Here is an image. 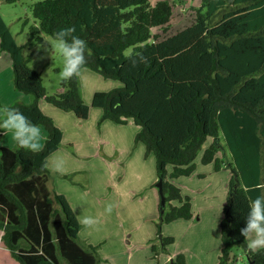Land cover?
Masks as SVG:
<instances>
[{"label":"trees","instance_id":"16d2710c","mask_svg":"<svg viewBox=\"0 0 264 264\" xmlns=\"http://www.w3.org/2000/svg\"><path fill=\"white\" fill-rule=\"evenodd\" d=\"M195 9L191 25L171 33L173 0L35 2L38 24L29 29V45L75 26L88 44L81 71L90 68L119 81L96 91L91 105L82 96L80 75L47 92L0 12V45L12 56L15 86L33 96L11 107L47 132L38 153L0 149V264L99 261L98 246L80 244L81 224L66 197L47 186L48 158L64 131L41 109L42 99L78 119H88L93 106L102 110L100 122L137 123L135 140L154 154L164 181L159 233L163 223L195 218L191 196L174 182L197 173L199 154L215 171L225 165L230 181L218 264H235L234 243L247 254V264H264V253H249L240 232L249 203L264 194V0H201ZM172 200L180 204L167 208ZM174 241L162 236L165 246ZM169 264H187L186 255L175 254Z\"/></svg>","mask_w":264,"mask_h":264},{"label":"rangeland","instance_id":"374dc122","mask_svg":"<svg viewBox=\"0 0 264 264\" xmlns=\"http://www.w3.org/2000/svg\"><path fill=\"white\" fill-rule=\"evenodd\" d=\"M37 1L0 0V12L16 41L24 45V54L31 58L29 65L41 72L47 92L54 93L61 85L58 79V72L62 68L60 58L55 54L52 58L42 50L38 51L37 44H28L29 29L38 24L32 12V6ZM151 1L156 3L158 0ZM173 2L175 13L171 33L191 25L196 16L195 7L201 4V0ZM43 36L45 39L51 38V35ZM129 52L130 49L127 50ZM119 85L118 80L107 79L90 68H85L80 75L81 93L88 105H91L94 91H108ZM32 100V95L19 91L15 86L12 56L0 45V104L11 106L18 101L30 103ZM40 106L45 114L51 115L63 127L66 141H77L85 151V154L84 151L74 154L72 146L64 143L60 148L61 153L50 157L49 165L52 168L55 160L63 159V173L69 177L56 178L57 174L52 172L51 182L59 193L69 198L79 220L84 216H92L97 221L92 227L82 225L79 235L87 245L98 246L101 258L98 264H169L171 260H168V256L180 252L186 255L187 264H218L222 242L221 222L225 217L222 189L230 179V170L225 165L215 171L209 164L201 163L203 152L199 154L195 178L201 186L196 184L183 190L185 196L196 199V207L193 208L195 218L163 223L159 233L156 219L159 218L158 205H161L160 179L154 154L146 156L144 144H136L137 123L130 118L129 123L117 130L111 125H101L102 112L98 107L92 106L88 119L79 121L74 112L59 109L46 100H41ZM78 121L82 123L80 126ZM40 128L43 133L46 132L44 127ZM3 145L15 147L12 139L8 142L0 137V147ZM117 148L120 149L118 155ZM103 149L106 156L102 153ZM87 170L99 181L95 179L89 182L80 174ZM209 172H214L216 177L211 179L198 175H207ZM184 181L176 180L174 183L180 185ZM204 185L209 187L201 190ZM170 203L180 204L172 200L167 203V208ZM109 204L112 211L106 213L105 207ZM162 236H173L175 241L165 246ZM232 250L237 258L235 264H247L248 257L243 248L234 243Z\"/></svg>","mask_w":264,"mask_h":264},{"label":"clouds","instance_id":"9594fccd","mask_svg":"<svg viewBox=\"0 0 264 264\" xmlns=\"http://www.w3.org/2000/svg\"><path fill=\"white\" fill-rule=\"evenodd\" d=\"M87 41L76 34L75 26L63 27L56 31L51 38H43L37 44V50H42L53 58L59 57L62 68L58 72V79L70 81L80 75L81 69L87 62ZM43 58V55L40 57ZM0 130L10 133L17 150L38 153L42 148V130L31 121L23 112L8 104H0ZM53 173L63 174L64 161L58 158L54 161ZM112 206L105 207L106 213H111ZM86 227L94 226L97 221L92 216H84L78 221ZM245 238V247L252 255L264 253V194L256 196L249 203L245 216V226L240 229Z\"/></svg>","mask_w":264,"mask_h":264},{"label":"crops","instance_id":"0c3cea01","mask_svg":"<svg viewBox=\"0 0 264 264\" xmlns=\"http://www.w3.org/2000/svg\"><path fill=\"white\" fill-rule=\"evenodd\" d=\"M85 69H83L82 71H81V73L84 71ZM81 73H80V75H81ZM99 91V90H98ZM96 91H94V93H95ZM42 100H44V99H42ZM41 101V100H40ZM25 103V102H24ZM41 107V106H40ZM42 109V108H41ZM65 111V110H64ZM101 112H102V110H101ZM91 114V113H90ZM49 115V114H48ZM101 115H102V113H101ZM51 116V115H50ZM53 118V117H52ZM54 119V118H53ZM100 119H101V117H100ZM79 121H84V120H80V119H78ZM54 121H55V119H54ZM79 121H78V126H80L81 124H79ZM101 123V125H104V124H106V126H109V125H111V126H113L115 129H117V130H121L122 128H121V126H123V125H126L127 123H129V120H128V122L126 123V124H117V123H115V122H113V121H111V120H103V121H101L100 122ZM56 124H57V122H56ZM63 131H64V129H63V127L61 126V125H59V124H57ZM39 127H43V126H39ZM45 129V128H44ZM137 130L139 131V128H137ZM137 131V132H138ZM43 133V132H42ZM137 134V133H136ZM65 132H64V138H63V141H62V144H61V146L64 144V143H69V145H71L72 146V148H73V153L74 154H76V153H79L80 154V152L82 151H84V149L82 148V145H80L77 141H73V143H70V142H68V141H66V139H65ZM0 137H1V139L3 140V141H6V139H7V141L8 142H10L11 141V135H10V133H7V132H3V130H0ZM136 137V136H135ZM46 138H47V132H45V133H43V135H42V147L44 146V144H45V141H46ZM136 139V138H135ZM136 141V140H135ZM136 144H137V142H136ZM3 146H7V147H11V146H9V145H3ZM3 146H1L0 147V149L3 147ZM61 146L59 147V149L58 150H56L54 153H52L51 155H50V157L51 156H53V157H56V156H58L59 155V153H61V151H60V148H61ZM78 146H80V147H78ZM145 146V145H144ZM13 148V147H12ZM104 149H105V145H104V147H103ZM104 149H103V152L102 153H104L105 154V156H106V151H104ZM145 150H146V148H145ZM59 151V152H58ZM119 151H120V149L119 148H117L116 149V155H118L119 154ZM58 152V154H55V153H57ZM88 152V151H87ZM83 154H85V151H84V153ZM99 154V153H98ZM145 154H146V156H148V153L147 152H145ZM150 155V154H149ZM142 156H143V153H142ZM50 157L48 158V168L50 167V165H49V159H50ZM155 160H156V158H155ZM51 168V167H50ZM50 168H49V173H48V181H47V186H48V188H49V190L52 192V193H55V192H57V193H59L56 189H55V186L53 185L54 183H52L51 182V180H52V178H53V174H52V171H50ZM228 169V168H227ZM80 174L81 175H84V178H86L89 182H93L95 179H96V181H99V178L98 177H95L94 175H92L88 170L87 171H82V172H80ZM195 176H196V174H193V175H191V176H189V177H187L186 179L185 178H183V179H181V182H182V180H185L184 181V183H180V187L184 190V187H189V186H195L196 184H199L200 186H201V183H200V181H196V178H195ZM68 178L69 177V175L68 174H57L56 175V178ZM198 177H200V176H198ZM202 178L203 177H208V178H211V179H213V178H215L216 177V174H214V172H209L207 175H203V176H201ZM56 178L55 179H53V182L56 180ZM220 178V177H219ZM218 178V179H219ZM217 179V180H218ZM229 181H230V179H229ZM229 181H228V184H225L226 186H225V188H223L222 189V199H223V201H224V207H225V204H226V200H227V197H228V187H229ZM183 187H182V186ZM207 187H209V186H206V185H204L203 187H202V189H201V187H200V189L201 190H206V188ZM59 194H62V195H64L65 197H66V199H67V201L69 202V204H70V206L72 207V203H71V201L69 200V198L65 195V194H63V193H59ZM192 197V196H191ZM192 202H193V208L195 209V207H196V199H194V197H192ZM154 206H156L155 205V203H154ZM155 208V207H154ZM72 209H73V207H72ZM158 211H159V215H160V204L158 205ZM73 211H74V213H75V215H76V217L78 218V220H79V216H78V214L76 213V211H75V209H73ZM158 211H157V213H158ZM156 213V214H157ZM156 214H155V216H156ZM154 218V217H153ZM81 228H82V224H81ZM81 228H80V230H81ZM89 230L87 229V231L86 232H88ZM79 234H80V231H79ZM79 242H80V244L81 245H83V246H90V245H87V243H84V241H82L81 240V238H80V235H79ZM98 251H99V249H98ZM174 255H175V253H173V254H170L169 256H168V260H171L173 257H174ZM100 252H99V261L96 263V264H98L99 262H100Z\"/></svg>","mask_w":264,"mask_h":264},{"label":"water","instance_id":"95a60500","mask_svg":"<svg viewBox=\"0 0 264 264\" xmlns=\"http://www.w3.org/2000/svg\"><path fill=\"white\" fill-rule=\"evenodd\" d=\"M158 186H159L160 195H161V205L164 206L166 204V196L164 193V181H163V179L159 180Z\"/></svg>","mask_w":264,"mask_h":264}]
</instances>
